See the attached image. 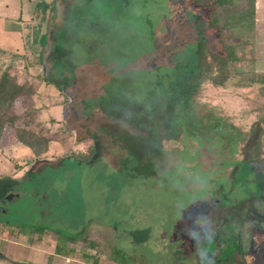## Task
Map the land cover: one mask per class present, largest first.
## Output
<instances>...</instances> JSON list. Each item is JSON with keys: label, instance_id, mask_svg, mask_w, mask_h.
Instances as JSON below:
<instances>
[{"label": "rangeland", "instance_id": "374dc122", "mask_svg": "<svg viewBox=\"0 0 264 264\" xmlns=\"http://www.w3.org/2000/svg\"><path fill=\"white\" fill-rule=\"evenodd\" d=\"M39 1L0 0V80L25 83L14 110L37 111L54 142L36 156L6 132L0 176L21 182L0 223L48 247L82 232L80 264L115 250L131 264H217L233 240L232 264H264V25L247 1L55 0L36 16ZM13 255L0 264L26 261Z\"/></svg>", "mask_w": 264, "mask_h": 264}, {"label": "trees", "instance_id": "16d2710c", "mask_svg": "<svg viewBox=\"0 0 264 264\" xmlns=\"http://www.w3.org/2000/svg\"><path fill=\"white\" fill-rule=\"evenodd\" d=\"M248 4V11H250V16L253 18L251 21V26L255 21L256 14V0H246ZM55 0L51 2H47L45 0L39 1L34 7V13L36 16L38 15H48L50 12H54L55 10ZM243 19L247 18V14H243ZM37 40L41 44L42 47H45L47 43V33H43L41 36L37 37ZM42 55H39V60H42ZM229 57L232 61H238L239 57L236 56L234 47L229 48ZM43 63V61H41ZM34 90L33 88H30ZM26 90L25 83H19L15 80V76L6 72L3 74L0 80V144L3 141V138L9 129L14 130L15 137L24 145L29 147L36 156H40L41 154L46 153L51 144L54 142L53 137H47L48 135L44 133V129H37L31 123L34 118H37V111L24 112L22 114H18L14 110V105L19 99L21 95L24 94ZM187 113H191V111L184 112V116L187 117ZM190 123H201L200 125L204 128L208 129H216L213 125L209 124L208 121L214 119L215 117H202L198 118L191 113ZM207 121V122H206ZM69 129V128H68ZM70 130V129H69ZM74 161H78L73 158ZM20 170L21 168H17ZM25 177L30 180H33L36 177V172L33 170H27L25 173ZM20 180L11 175L0 176V203L4 200L8 195L20 184ZM1 210V207H0ZM10 224L8 222H5ZM24 227L23 224H21ZM26 226V225H25ZM30 231L34 232V229L29 226ZM44 227H36L37 234L42 233V229ZM36 233V232H35ZM43 235V234H42ZM82 232L77 234H72L66 236V238H58L57 240L65 243H76ZM133 239L136 242H144L149 237L148 229H140L131 232ZM207 249L209 252H214L216 250V242L210 241L207 245ZM242 251V246L238 241L233 240L230 241L223 249V253L220 256V261L217 264H232V262L236 259L237 253ZM115 256L110 257L112 260L118 262L119 264H131L126 261L121 260V256H129L133 258L130 260L131 262L136 261V257L130 254L124 253L120 250L114 251ZM137 262V261H136ZM137 264V263H136ZM147 264V263H143Z\"/></svg>", "mask_w": 264, "mask_h": 264}, {"label": "crops", "instance_id": "0c3cea01", "mask_svg": "<svg viewBox=\"0 0 264 264\" xmlns=\"http://www.w3.org/2000/svg\"><path fill=\"white\" fill-rule=\"evenodd\" d=\"M262 24L264 25V0H256L255 25L260 29ZM6 232L9 237L0 236V250L8 256L14 254V258L26 259V261H19L17 264H23L22 262H27V264H80L75 263L79 253L77 246L73 243L60 242L55 239V244L48 247L44 243L43 236L37 235L38 237H36V234L30 230L3 226L0 223V234ZM14 239L21 241L23 245L17 248L18 245L13 243ZM81 257L83 259L81 264H119L110 257L102 256L96 252L84 253Z\"/></svg>", "mask_w": 264, "mask_h": 264}, {"label": "clouds", "instance_id": "9594fccd", "mask_svg": "<svg viewBox=\"0 0 264 264\" xmlns=\"http://www.w3.org/2000/svg\"><path fill=\"white\" fill-rule=\"evenodd\" d=\"M209 240H211L210 237H209ZM207 253H208V249L206 248L201 254L202 255H207ZM211 264H214V261H212Z\"/></svg>", "mask_w": 264, "mask_h": 264}, {"label": "flooded vegetation", "instance_id": "af4514ba", "mask_svg": "<svg viewBox=\"0 0 264 264\" xmlns=\"http://www.w3.org/2000/svg\"><path fill=\"white\" fill-rule=\"evenodd\" d=\"M136 262V261H135ZM146 263V262H145Z\"/></svg>", "mask_w": 264, "mask_h": 264}]
</instances>
